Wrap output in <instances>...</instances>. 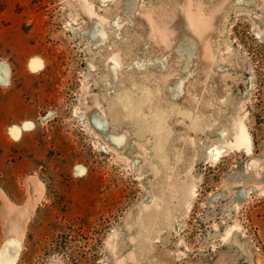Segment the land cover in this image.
I'll return each instance as SVG.
<instances>
[{"label": "rangeland", "instance_id": "374dc122", "mask_svg": "<svg viewBox=\"0 0 264 264\" xmlns=\"http://www.w3.org/2000/svg\"><path fill=\"white\" fill-rule=\"evenodd\" d=\"M0 264H264V0H0Z\"/></svg>", "mask_w": 264, "mask_h": 264}, {"label": "bare ground", "instance_id": "6f19581e", "mask_svg": "<svg viewBox=\"0 0 264 264\" xmlns=\"http://www.w3.org/2000/svg\"><path fill=\"white\" fill-rule=\"evenodd\" d=\"M113 67L115 68V63H113ZM237 135L238 137L236 138V145L238 146L246 145L250 149V147L252 146V141H251L249 133H247L243 127H239Z\"/></svg>", "mask_w": 264, "mask_h": 264}]
</instances>
